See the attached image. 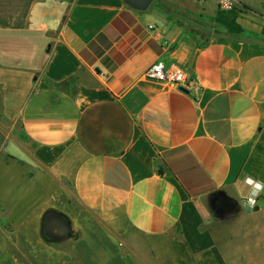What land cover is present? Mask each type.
Returning a JSON list of instances; mask_svg holds the SVG:
<instances>
[{
  "label": "crops",
  "instance_id": "0c3cea01",
  "mask_svg": "<svg viewBox=\"0 0 264 264\" xmlns=\"http://www.w3.org/2000/svg\"><path fill=\"white\" fill-rule=\"evenodd\" d=\"M235 1L0 16V264H264V0ZM154 62L199 93L145 79Z\"/></svg>",
  "mask_w": 264,
  "mask_h": 264
},
{
  "label": "built area",
  "instance_id": "2783aa9c",
  "mask_svg": "<svg viewBox=\"0 0 264 264\" xmlns=\"http://www.w3.org/2000/svg\"><path fill=\"white\" fill-rule=\"evenodd\" d=\"M218 8L221 11H231L236 7L235 0H217ZM143 77L149 81L167 83L177 89L183 88L185 90H192L199 93L200 88L190 79L184 69L177 66H166L163 62L151 63L143 73ZM251 187L249 196L244 200L247 209L252 210L257 205L261 185L254 183L251 180H246Z\"/></svg>",
  "mask_w": 264,
  "mask_h": 264
},
{
  "label": "trees",
  "instance_id": "16d2710c",
  "mask_svg": "<svg viewBox=\"0 0 264 264\" xmlns=\"http://www.w3.org/2000/svg\"><path fill=\"white\" fill-rule=\"evenodd\" d=\"M31 0H0V16H3V18L6 17H10V13L15 10V12L19 13L20 18H24L27 14V10L29 7ZM233 11V10H231ZM229 11V12H231ZM3 20H0V25L4 24ZM229 34H241L242 30L239 26L234 25L233 27L230 28V31H228ZM200 34H204L207 36L206 39L203 40V42L201 44H206L210 38L209 33L207 31L204 30H200ZM213 37L216 38H222L220 35H217L215 33V35ZM264 42V39L261 40ZM48 218V214L47 212L43 215L42 217V223H41V232H42V236L44 237V239H46L45 237V232H44V227H45V222ZM71 238H76V235H74V233L70 234Z\"/></svg>",
  "mask_w": 264,
  "mask_h": 264
},
{
  "label": "water",
  "instance_id": "95a60500",
  "mask_svg": "<svg viewBox=\"0 0 264 264\" xmlns=\"http://www.w3.org/2000/svg\"><path fill=\"white\" fill-rule=\"evenodd\" d=\"M130 1H132V2H133L135 5H137L139 8H141V9H145V8H147V7L150 5V3H151L153 0H130ZM180 90H181L182 92H184V93H188V91L185 90V89H183V88H180ZM256 210H257V208L254 209V211H256ZM47 213H48V214H50V213L55 214L53 211H47ZM64 239H68V236L65 235L64 237H62V235H61V236H59L58 239L53 240V241H50V242H51V243H56V242H60V241H62V240H64Z\"/></svg>",
  "mask_w": 264,
  "mask_h": 264
},
{
  "label": "flooded vegetation",
  "instance_id": "af4514ba",
  "mask_svg": "<svg viewBox=\"0 0 264 264\" xmlns=\"http://www.w3.org/2000/svg\"><path fill=\"white\" fill-rule=\"evenodd\" d=\"M62 218V217H60ZM52 219H55L56 222H60L61 223V219H59L56 215H48V218L45 222V227H44V232L45 234L47 235H50L51 234V229H50V221H52ZM63 219V218H62ZM65 222H66V219H64Z\"/></svg>",
  "mask_w": 264,
  "mask_h": 264
},
{
  "label": "rangeland",
  "instance_id": "374dc122",
  "mask_svg": "<svg viewBox=\"0 0 264 264\" xmlns=\"http://www.w3.org/2000/svg\"><path fill=\"white\" fill-rule=\"evenodd\" d=\"M217 35H219L218 33H216Z\"/></svg>",
  "mask_w": 264,
  "mask_h": 264
}]
</instances>
